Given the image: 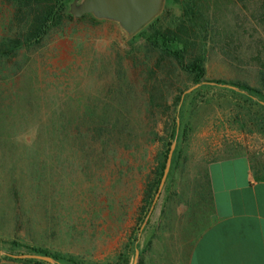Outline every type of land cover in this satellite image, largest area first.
Segmentation results:
<instances>
[{
	"label": "rangeland",
	"instance_id": "obj_1",
	"mask_svg": "<svg viewBox=\"0 0 264 264\" xmlns=\"http://www.w3.org/2000/svg\"><path fill=\"white\" fill-rule=\"evenodd\" d=\"M177 1L165 0L163 9L179 15ZM11 13L0 0V38ZM82 17L0 68V264H35L15 256L35 254L27 246L79 264H149L156 231L212 217L206 176L211 162L246 152L264 168V135L256 126L264 107L238 87L211 82L240 80L262 88L259 67L248 56L240 58V47L229 54L211 50L205 84L176 70V82L166 90L169 106L158 109L146 102L144 62H154L146 60L144 40L117 22ZM183 90L168 173L161 190L146 198L163 145L146 132L169 141L165 128L172 126L173 100ZM83 111L90 129L98 127L94 116H127L129 130L144 132L135 140V154L108 159L96 143L74 157L70 143L51 139L54 126L65 129Z\"/></svg>",
	"mask_w": 264,
	"mask_h": 264
},
{
	"label": "trees",
	"instance_id": "obj_2",
	"mask_svg": "<svg viewBox=\"0 0 264 264\" xmlns=\"http://www.w3.org/2000/svg\"><path fill=\"white\" fill-rule=\"evenodd\" d=\"M2 1L11 7L12 13L8 30L0 38V68L6 63L15 61L22 49L41 45L52 30L75 18L70 13V4L73 0ZM177 2L181 7L179 15L174 14L172 9H162L151 22L133 36L144 40L148 57L146 60L150 62L153 57V64L144 62V67H147L144 89L149 95L146 98L147 104L158 109L169 106L166 90L176 82L175 72L178 69L191 75L196 84L210 82L206 79V62L211 50L221 47L226 54H229L240 47V58L248 56L259 67L258 75L262 88L240 80L214 79L211 82L238 87L250 99L258 101L264 107V0H178ZM82 18L99 22V19L92 14H86ZM245 25L250 28L247 29ZM259 27L263 28V34ZM133 60L137 62L135 57ZM184 92L183 90L173 100L177 108L171 118L172 126L165 128L169 141H164L165 139L157 131L146 132L152 139L163 143L157 155L158 175L146 188V198L150 196L153 198L159 191L172 143L177 139L179 106L182 104ZM62 120L64 122V119ZM91 121L96 122L98 127L90 129L84 126L86 121L83 111L74 118V121L70 120L65 129L60 130L54 126L50 132L51 139L70 143L74 157L82 156L96 143L100 146L104 157L108 159L123 160L135 154L137 151L135 140H138L144 132L140 135L129 130L127 116L117 115L115 118L112 115L94 116ZM256 124L264 135V120ZM206 176L211 200L210 181L207 174ZM14 244L19 245V243ZM27 248L32 253L52 257L58 262L79 264L73 257H66L46 248L35 246H27ZM22 260L35 264H55L34 258Z\"/></svg>",
	"mask_w": 264,
	"mask_h": 264
},
{
	"label": "crops",
	"instance_id": "obj_3",
	"mask_svg": "<svg viewBox=\"0 0 264 264\" xmlns=\"http://www.w3.org/2000/svg\"><path fill=\"white\" fill-rule=\"evenodd\" d=\"M208 178L212 217L156 231L149 264H264V168L242 152L211 162Z\"/></svg>",
	"mask_w": 264,
	"mask_h": 264
},
{
	"label": "water",
	"instance_id": "obj_4",
	"mask_svg": "<svg viewBox=\"0 0 264 264\" xmlns=\"http://www.w3.org/2000/svg\"><path fill=\"white\" fill-rule=\"evenodd\" d=\"M164 2L165 0H73L70 4V13L76 17L92 14L97 19L117 22L128 35L134 36L162 11ZM169 165L170 161L167 163L161 187L164 184ZM15 256L56 262L52 257L37 254Z\"/></svg>",
	"mask_w": 264,
	"mask_h": 264
}]
</instances>
